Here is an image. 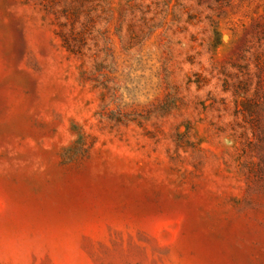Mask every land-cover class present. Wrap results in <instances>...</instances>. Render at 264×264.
I'll use <instances>...</instances> for the list:
<instances>
[{"label":"rangeland","instance_id":"1","mask_svg":"<svg viewBox=\"0 0 264 264\" xmlns=\"http://www.w3.org/2000/svg\"><path fill=\"white\" fill-rule=\"evenodd\" d=\"M0 264H264V0H0Z\"/></svg>","mask_w":264,"mask_h":264}]
</instances>
